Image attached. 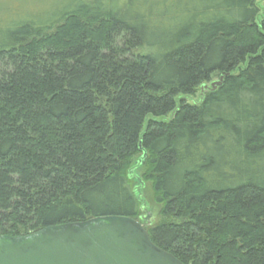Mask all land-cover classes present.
<instances>
[{"label": "trees", "instance_id": "obj_1", "mask_svg": "<svg viewBox=\"0 0 264 264\" xmlns=\"http://www.w3.org/2000/svg\"><path fill=\"white\" fill-rule=\"evenodd\" d=\"M258 16L256 0H0V235L139 221L128 169L145 151L154 244L264 264Z\"/></svg>", "mask_w": 264, "mask_h": 264}, {"label": "water", "instance_id": "obj_2", "mask_svg": "<svg viewBox=\"0 0 264 264\" xmlns=\"http://www.w3.org/2000/svg\"><path fill=\"white\" fill-rule=\"evenodd\" d=\"M226 76V75H225ZM225 76L211 83L219 85ZM203 85L201 89H209ZM0 264H183L125 216L46 227L30 236L0 235Z\"/></svg>", "mask_w": 264, "mask_h": 264}, {"label": "rangeland", "instance_id": "obj_3", "mask_svg": "<svg viewBox=\"0 0 264 264\" xmlns=\"http://www.w3.org/2000/svg\"><path fill=\"white\" fill-rule=\"evenodd\" d=\"M256 5L259 9L258 20L264 19V0H256ZM220 77L215 75L210 82H206L209 87L214 81H218ZM206 89L199 87L194 96L185 98L188 103H195L200 100ZM148 153L142 151L132 159V164L128 169V176L131 180L132 190L140 203V219L138 222L143 226H150L161 222V206L156 201V196L153 190L151 181L145 179L146 160Z\"/></svg>", "mask_w": 264, "mask_h": 264}]
</instances>
